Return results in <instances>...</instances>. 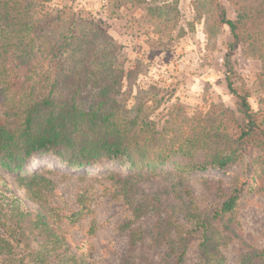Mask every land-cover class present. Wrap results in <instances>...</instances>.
Returning a JSON list of instances; mask_svg holds the SVG:
<instances>
[{"label":"trees","instance_id":"trees-1","mask_svg":"<svg viewBox=\"0 0 264 264\" xmlns=\"http://www.w3.org/2000/svg\"><path fill=\"white\" fill-rule=\"evenodd\" d=\"M128 1L144 4L149 20L176 27L177 0ZM205 1L206 36L226 26L232 39L223 77L235 100L233 110L214 103L187 107L148 101L141 90L130 104L121 101L122 89L131 88L139 76L141 62L126 64L123 48L97 23L52 0H0V173L13 176L36 206L25 207L7 186L1 187L0 264H92L67 238V231L91 214L89 201L78 194L74 210L56 204V183L46 176L55 173L34 168L47 159L70 172L58 173L62 178L84 179L90 170L97 176L107 171L108 178L124 172L118 181L124 199L134 191L132 182L160 173L179 179L207 172L227 175L238 168L244 179L205 210L180 195L164 204L158 193H141L129 211L133 221L157 217L155 228L163 232L154 235L151 245L156 236L171 235L158 264H186L188 238L196 242V264H227L219 248L240 234L234 215L245 194L264 193V0H227L233 19L219 0ZM238 44L245 59L261 64L256 109L250 103L252 90L231 61ZM88 89L93 100L82 108L79 100ZM109 166L122 170L110 172ZM93 233L90 226L85 234ZM145 237L143 231H130V250L144 244ZM236 264H264V250L251 248Z\"/></svg>","mask_w":264,"mask_h":264},{"label":"rangeland","instance_id":"rangeland-1","mask_svg":"<svg viewBox=\"0 0 264 264\" xmlns=\"http://www.w3.org/2000/svg\"><path fill=\"white\" fill-rule=\"evenodd\" d=\"M219 1L227 17L233 19L235 14L227 0ZM52 4L71 7L79 17L97 23L123 48L122 60L127 61L126 64L136 60L141 62L139 76L131 88L122 89L119 100L130 104L137 91L141 90V95L148 101L156 99L163 103L169 100L187 107H203L214 103L235 109V100L223 77V58L227 52L226 46L232 39L226 26L220 28L212 38L206 36L205 0H177L179 17L175 28L162 27L161 19L149 20L143 10L144 4L135 5L128 0H52ZM230 57L237 76L252 90L250 103L256 109V100L260 95L256 76L261 72V64L256 59H245L243 47L239 44L234 47ZM93 94L92 89H88L79 100V106L86 108L93 100ZM34 164V168L40 167L55 173L46 176L56 183L57 199L53 200L56 204L61 201L74 210L78 194H83L89 201L91 214L71 227L67 231V238L77 246L79 254L92 264H122L126 260L128 264L159 263L172 237L160 234L151 245L149 241L154 235L163 232L162 228L159 231L155 228L157 217L147 215L133 221L129 212L130 203L142 198L141 193L146 194L145 197L158 193L159 201L164 204L181 198L205 210L218 201L223 192L232 189L234 182L244 179L238 168L230 169L227 175L207 172L182 175L179 179L160 173L132 182L134 191L128 192L129 199H124V195L118 194V181L123 179L124 172H121V176L108 178L107 171L97 176L96 170H90L84 179L79 180L74 176H58V173L70 172L56 160L47 159ZM108 168L110 172L122 170L118 166ZM4 186H7V193L22 201L25 207L36 209L35 204L26 199L13 176L1 172L0 189ZM234 218L240 234L219 248L220 256L227 264H236L251 248L264 250V193L255 191L245 194ZM90 226H93L94 233L87 235L85 233ZM132 230L143 231L147 235L145 243H137L134 250L128 246ZM226 231L230 232V229ZM184 258L186 264L198 262L195 239L188 238L186 241Z\"/></svg>","mask_w":264,"mask_h":264}]
</instances>
